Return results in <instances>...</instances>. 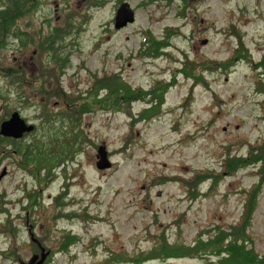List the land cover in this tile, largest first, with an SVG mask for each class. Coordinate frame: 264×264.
<instances>
[{
	"label": "rangeland",
	"instance_id": "obj_1",
	"mask_svg": "<svg viewBox=\"0 0 264 264\" xmlns=\"http://www.w3.org/2000/svg\"><path fill=\"white\" fill-rule=\"evenodd\" d=\"M120 1H28L30 16L17 21L26 32L60 29L66 64L54 66L53 77L38 68L52 62L37 43L21 52L16 39L0 49L1 63H21L30 82L19 94L6 75L19 72L0 67V122L16 109L37 125L27 141L0 140V264H20L39 250L29 228L49 249L45 264H217L130 258L156 234L189 242L199 230L239 221L258 181L259 163L230 171L223 160L264 144V0H125L134 20L115 28ZM167 27L169 45L143 53L149 40L167 38ZM107 75L111 87L97 81ZM120 83L140 95H117ZM77 94L90 104L78 113L82 145L61 158L54 153V161L23 160L16 146L37 141L47 150L60 142L64 130L43 114L68 106L65 97L86 100ZM101 143L112 160L105 168L95 163ZM210 171L215 180L195 181ZM190 187H200L197 197ZM68 231L78 239L63 248ZM245 237L264 252V180Z\"/></svg>",
	"mask_w": 264,
	"mask_h": 264
},
{
	"label": "trees",
	"instance_id": "obj_2",
	"mask_svg": "<svg viewBox=\"0 0 264 264\" xmlns=\"http://www.w3.org/2000/svg\"><path fill=\"white\" fill-rule=\"evenodd\" d=\"M10 1L11 3L8 6L0 8V14L6 15L4 19H2L3 17L0 18V33H3V35L7 34L9 36L10 44L14 40L19 39V41L21 42L20 47H26L30 44L29 42L32 41V43H37V46L40 47L42 51L46 52L45 55L49 58L48 62H52L43 63L38 68L41 69V71H43L48 78L55 76V73L53 72V70L55 69L54 66H56V69H64L66 64L65 57L61 55L62 50H60L57 45V39L59 38L58 34L60 32L59 26H55L52 31L46 34L42 33L43 35H41V33H37L36 36H33V34L26 32L22 28L23 26L17 23L19 19H16L29 10L27 3L20 0ZM182 1L184 2V4H186L188 0ZM31 4L35 6L34 2H32ZM69 22L70 21H68V24ZM25 24L29 25V21H26ZM71 25L70 27H72ZM170 29L172 28H166L167 33L165 37L167 38L151 39L149 40L147 49H142L141 51L143 53H148L149 55L159 53L164 47H166V45H169L168 36L170 34ZM3 45L4 38L2 37V40H0V47ZM240 47L244 48V44L242 42V39L240 38V35H238L237 45L234 49H238V51H240ZM10 68L12 71L17 70L19 72L18 76L15 74V72H7L6 75H9L12 82L17 81L16 87L20 91L19 94H21V92H23V88H21L22 85L27 86V84H30L27 79V71L22 65H19L17 67L10 66ZM112 76L115 79L120 78L117 72H114ZM97 81L102 82L108 87H111L112 84V81L110 77H108V75L104 76L102 79L99 78ZM121 89L124 92L122 93V95H134L136 97L140 95V92L137 90V88L132 87L129 84L126 85L125 83H120L118 85L116 90L117 95ZM162 90L163 88H160V91ZM112 92L113 91H111V93ZM81 96H83L85 99L87 98V95L84 96L81 94H77L75 100H78ZM25 98L27 99L26 95ZM106 98H108V95L102 99L106 100ZM104 100H100V102ZM72 101L69 97H65L64 102L68 106H65L63 109L58 110V112L55 114H52L51 112H49L48 115L42 113L43 116L47 118L44 119L47 124L53 127L56 126V128L60 131L64 130L62 133V138H59L60 142L55 143V148L50 147V149L47 150L41 149L42 145H40V143H38L37 141L30 144H25L23 145V147L21 145L16 146L17 151L21 152V157L23 158V160L25 158H29L30 156H37L40 158V162L54 161V156H56L54 153H58L57 156L61 158L63 157L62 155H68L69 151L72 148H78L82 145L81 138L85 136V133L79 125L78 113L86 110V108L90 107V104L87 99L82 101L81 103L79 102V104H76L74 102V99H72ZM97 102H99V100ZM4 137V135L0 134V140L4 139ZM60 145L61 147L56 148ZM223 161L225 163V168L228 170H235L239 165L245 164L246 162L259 163L258 181L250 189L248 197L245 200V204L243 207V211L241 212L239 221L230 223L228 227L214 224L213 226L199 230L194 238L189 242L177 236L169 238V235H165L164 232L159 233L158 235L156 234V239L152 241L148 250H141L140 252H138V254L131 256L130 259L132 261L145 263L147 260L156 257L172 258L190 256L201 257L206 263H211L212 261H214L217 264H264V252H259L258 250H256L253 245L248 243V238L245 237V231L250 223L252 213L256 207L258 191L264 180V144L252 146L247 156H227ZM194 177L195 181L199 182L204 180L205 178H211L215 180L217 176L212 173V171H210L196 173ZM199 189L200 187H190L189 191L192 198L197 197ZM77 239L78 237L76 236V234L68 231L64 235L61 245L62 247H66L67 245L74 243ZM35 247L38 248L36 243ZM43 264H45V262Z\"/></svg>",
	"mask_w": 264,
	"mask_h": 264
},
{
	"label": "water",
	"instance_id": "obj_3",
	"mask_svg": "<svg viewBox=\"0 0 264 264\" xmlns=\"http://www.w3.org/2000/svg\"><path fill=\"white\" fill-rule=\"evenodd\" d=\"M134 20V9L128 1H121L116 8L113 25L115 28L125 25ZM34 128V123H27L18 110L12 111L8 118L0 122V134L4 136L20 137L24 131H30ZM96 166L98 168L109 167L112 160L108 157V151L105 144H99L96 153ZM3 170L2 173H4ZM31 240L36 242L39 251L33 252L27 259H19L20 264H43L46 260L49 249L30 231Z\"/></svg>",
	"mask_w": 264,
	"mask_h": 264
},
{
	"label": "flooded vegetation",
	"instance_id": "obj_4",
	"mask_svg": "<svg viewBox=\"0 0 264 264\" xmlns=\"http://www.w3.org/2000/svg\"><path fill=\"white\" fill-rule=\"evenodd\" d=\"M19 1V0H18ZM20 1H24L25 3H28V1H31V0H20ZM121 1H123V0H121ZM120 1V2H121ZM11 3V1L10 0H0V8L1 7H6V6H8L9 4ZM30 3H32V2H30ZM35 3V2H34ZM38 3V2H37ZM120 4V3H119ZM118 4V5H119ZM118 7V6H117ZM116 7V8H117ZM35 8V6H33L31 9L33 10ZM115 11H116V9H115ZM30 13H28V11L26 12V13H23L21 16H19V17H17L16 19H21V18H26L27 16H30L29 15ZM114 15H115V13H114ZM3 17V18H2ZM4 17H6V15L5 14H0V18H2V19H4ZM113 22H114V17H113ZM2 37L4 38V45L3 46H1L0 47V49H3V48H6V47H8L9 45H10V40H9V36L7 35V34H4L3 35V33H0V40H2ZM16 39V38H15ZM21 48V52H24L25 51V49L23 48L22 49V47H20ZM3 57L4 56H1L0 55V67L1 68H3V67H5V66H10V65H5L3 62L1 63V61H3L2 59H3ZM20 65H21V63H20ZM16 66H19V64L18 65H16ZM43 99V98H42ZM16 110V109H15ZM12 111H14V110H12ZM11 111V112H12ZM11 112H10V114H11ZM10 114L6 117V118H8L9 116H10ZM20 115H21V113H20ZM22 116V115H21ZM22 117H24V116H22ZM5 119V118H4ZM24 119L26 120V122L27 123H33V122H31V120L30 119H27V118H25L24 117ZM3 120V119H2ZM1 120V121H2ZM37 128V125L36 124H34V128L32 129V130H35ZM32 130H31V132H32ZM31 132L30 131H24L23 132V134L20 136V137H13V136H5V139L6 140H8V141H16V140H22L23 141V139L24 140H26L27 138H28V136L31 134ZM27 141V140H26ZM15 150V149H14ZM29 230V232L31 231L30 230V228L28 229ZM29 236H30V234H29ZM30 238H31V236H30ZM38 238V237H37ZM36 243V242H35ZM38 246V245H37ZM37 251H39V250H36V251H34V252H37ZM47 259V258H46ZM46 261V260H45ZM44 261V262H45Z\"/></svg>",
	"mask_w": 264,
	"mask_h": 264
}]
</instances>
